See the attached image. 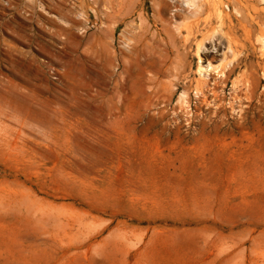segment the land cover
Returning a JSON list of instances; mask_svg holds the SVG:
<instances>
[{"label":"rangeland","instance_id":"1","mask_svg":"<svg viewBox=\"0 0 264 264\" xmlns=\"http://www.w3.org/2000/svg\"><path fill=\"white\" fill-rule=\"evenodd\" d=\"M196 1L0 0V264H264V0Z\"/></svg>","mask_w":264,"mask_h":264},{"label":"bare ground","instance_id":"2","mask_svg":"<svg viewBox=\"0 0 264 264\" xmlns=\"http://www.w3.org/2000/svg\"><path fill=\"white\" fill-rule=\"evenodd\" d=\"M186 1H188L187 3L189 4L188 6H190V4H191V6H194L193 4H192V2L194 3V2H197L196 0L194 1V0H186ZM184 3V2H183ZM196 4V3H195ZM197 4H198V2H197ZM197 4H196V6H197ZM187 5V4H186ZM199 6V5H198ZM196 7V8H201V6H199V7ZM194 8V7H193ZM127 45H129L128 43H126ZM201 46V45H200ZM200 46H199V48H200ZM204 46V45H203ZM203 46H202V48H203ZM230 51V50H229ZM205 66V65H204ZM149 67L153 70V60H151L150 62H149ZM203 67V66H202ZM202 67H200V73H202V70H201V68ZM209 67H211V66H209ZM209 67H207V68H209ZM204 68V67H203ZM202 68V69H203ZM206 68V69H207ZM5 91V90H4ZM6 92V91H5ZM3 94H4V92H3ZM5 96H7L6 94H5ZM9 96V95H8ZM12 96V95H11ZM13 97V96H12ZM184 97V96H183ZM20 99V98H19ZM5 102V101H4ZM7 103V102H6ZM11 105V104H10ZM16 105V104H15ZM2 106V105H1ZM14 107V106H13ZM11 110H12V108H11Z\"/></svg>","mask_w":264,"mask_h":264}]
</instances>
